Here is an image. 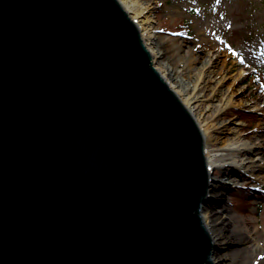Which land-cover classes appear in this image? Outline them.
Returning a JSON list of instances; mask_svg holds the SVG:
<instances>
[{"label":"water","instance_id":"obj_1","mask_svg":"<svg viewBox=\"0 0 264 264\" xmlns=\"http://www.w3.org/2000/svg\"><path fill=\"white\" fill-rule=\"evenodd\" d=\"M203 156L116 0H0V264H213Z\"/></svg>","mask_w":264,"mask_h":264},{"label":"rangeland","instance_id":"obj_2","mask_svg":"<svg viewBox=\"0 0 264 264\" xmlns=\"http://www.w3.org/2000/svg\"><path fill=\"white\" fill-rule=\"evenodd\" d=\"M148 1L158 2L152 18L159 35L175 39L183 47L185 60H202L208 54L218 56L216 73L227 74L225 87L237 88L235 103L222 119L229 127L238 125V132L227 129L222 141L234 135H241L247 145L253 144L251 136L258 141L264 131V0ZM227 157L238 162L248 156L231 151ZM222 172L215 169L214 177L219 178ZM257 174L261 176L259 180ZM235 175L221 178L226 184L223 195L210 202L231 211L233 222L224 229L225 236H249V240L244 247L225 237L216 244L214 254H230L239 264H264V246L257 251L251 248L264 243V171H247L238 178Z\"/></svg>","mask_w":264,"mask_h":264},{"label":"bare ground","instance_id":"obj_3","mask_svg":"<svg viewBox=\"0 0 264 264\" xmlns=\"http://www.w3.org/2000/svg\"><path fill=\"white\" fill-rule=\"evenodd\" d=\"M116 1L137 29L152 66L189 113L201 134L208 178L206 194L199 206L203 226L214 246L219 245L225 237H228L229 240H234L245 247L249 236H240V238L225 236L224 229H228L233 222L230 209L225 205L213 206L210 201L223 195L226 186L221 182L223 176L234 173L236 175L233 177L238 178L245 176L247 171H264V131L258 141L250 137L253 143L251 145L245 144L241 135H234L222 141L227 129L234 134L238 132V125L234 128L229 127L222 119L227 108L235 103L238 91L233 85L225 87L227 74L222 73L219 76V73H216L218 56L208 54L202 60L197 57L185 60L182 55L183 47L181 48L175 39L157 33L152 15L158 2ZM144 5L147 7L146 11ZM260 99L261 94L257 100ZM231 151H238L248 157L236 162L227 157V152ZM215 169H221L223 175L215 178ZM256 178L259 180L261 176L257 174ZM260 246L263 247L264 243L262 245L253 244L251 248L257 251ZM229 255L227 253L214 254L213 250L209 260L213 264H239L235 257Z\"/></svg>","mask_w":264,"mask_h":264}]
</instances>
